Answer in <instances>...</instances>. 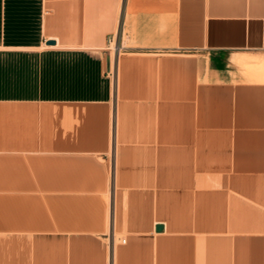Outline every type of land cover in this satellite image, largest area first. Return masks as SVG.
<instances>
[{"label": "crops", "instance_id": "0c3cea01", "mask_svg": "<svg viewBox=\"0 0 264 264\" xmlns=\"http://www.w3.org/2000/svg\"><path fill=\"white\" fill-rule=\"evenodd\" d=\"M0 264H264V0H0Z\"/></svg>", "mask_w": 264, "mask_h": 264}, {"label": "water", "instance_id": "95a60500", "mask_svg": "<svg viewBox=\"0 0 264 264\" xmlns=\"http://www.w3.org/2000/svg\"><path fill=\"white\" fill-rule=\"evenodd\" d=\"M157 230H158V231L163 230V225H162V224L157 225Z\"/></svg>", "mask_w": 264, "mask_h": 264}, {"label": "rangeland", "instance_id": "374dc122", "mask_svg": "<svg viewBox=\"0 0 264 264\" xmlns=\"http://www.w3.org/2000/svg\"><path fill=\"white\" fill-rule=\"evenodd\" d=\"M120 236V235H119Z\"/></svg>", "mask_w": 264, "mask_h": 264}]
</instances>
